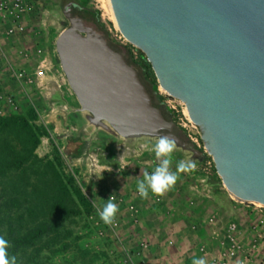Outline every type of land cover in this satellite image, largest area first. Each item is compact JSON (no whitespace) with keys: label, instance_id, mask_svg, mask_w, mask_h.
<instances>
[{"label":"rangeland","instance_id":"rangeland-1","mask_svg":"<svg viewBox=\"0 0 264 264\" xmlns=\"http://www.w3.org/2000/svg\"><path fill=\"white\" fill-rule=\"evenodd\" d=\"M75 1L89 26L101 30L84 10L98 11L108 40L119 48L128 43L118 31L108 0ZM61 25L69 22L60 0H38L25 33L4 43L10 59L25 72L24 79L16 80L0 63V120L18 119L15 125L0 128V145L6 142L25 159L11 165V155L0 149V161L11 165L0 179V218L10 220L2 235L10 239L14 226H22L19 234L26 239L34 235L35 244L22 245L24 255L18 264H193L194 259L205 264H264V207L236 201L213 161L201 162L195 154L175 148L170 170L192 160L196 170L178 173L176 184L163 195L149 192L147 198L140 197L137 181L161 163L152 150L158 140L129 143L88 126L56 53ZM154 91L176 126L183 128L173 111L180 104L159 85ZM22 121L28 125L25 130ZM183 129L204 149L199 128ZM75 138L80 141H71ZM82 142L87 144L82 156L70 158ZM54 185L66 189L61 206L72 214L64 217L59 233L34 234L43 216L35 210L42 205L36 192ZM110 196L119 211L111 224H105L97 209ZM30 205L32 219L26 214ZM20 218L22 225L17 223Z\"/></svg>","mask_w":264,"mask_h":264},{"label":"water","instance_id":"water-1","mask_svg":"<svg viewBox=\"0 0 264 264\" xmlns=\"http://www.w3.org/2000/svg\"><path fill=\"white\" fill-rule=\"evenodd\" d=\"M110 4L121 36L185 105L229 194L264 206V0ZM64 16L69 26L61 25L55 49L88 126L129 143L169 135L193 156L124 52L84 18Z\"/></svg>","mask_w":264,"mask_h":264},{"label":"trees","instance_id":"trees-1","mask_svg":"<svg viewBox=\"0 0 264 264\" xmlns=\"http://www.w3.org/2000/svg\"><path fill=\"white\" fill-rule=\"evenodd\" d=\"M80 8H81V6H80ZM82 9L83 8H81V10ZM84 11H85V13L90 15V19H92V21H94L101 28L102 31H105L104 25L101 21L100 14L98 11L87 10V9ZM119 51H122V49L120 48ZM126 55L129 56L130 60H131L128 62L130 64L134 65L136 68H139L142 71H144L145 74L147 75V77L152 81V84L154 87L158 85L157 79L154 75V72L152 70L151 65L148 63L147 59L145 58V56L141 52H139L140 58H139L138 62H136L129 54L126 53ZM154 93L157 96H159V93L157 91H154ZM159 108L162 109V111L164 112V115L167 118L173 120L171 113L169 112V110L166 108L165 105L160 106ZM16 122H18V119L16 120L14 118L8 119V120L7 119L0 120V128H1V130H5L6 128L15 125ZM22 123H23V125L21 124L22 125L21 129L22 130L27 129L28 125L26 124V121H22ZM175 133L182 140V142L187 145L188 148L192 149L195 152V156L198 157L201 162H205L208 160L212 162V158L209 157L204 152L203 148H198L196 146V144H194L190 141L188 134L186 133V131L183 128L176 126ZM71 141L78 142L80 140L75 138V139H72ZM86 145H87L86 142H82L80 147L73 154L70 155V158H72V159L80 158L86 149ZM0 149L3 152L11 155V157H10L11 158V163H10L11 165H17L18 163L21 164L25 160V159L23 160V159L19 158V155L16 153L14 148L11 147L6 142H4L0 145ZM10 164L6 161H0V179L5 177V175L7 173L6 171L11 167ZM45 176H46V174H45ZM65 191H66L65 188L60 187L58 185L57 186L54 185L52 189L49 188V190H48V189L42 188L36 192V194L38 196L37 201H38V203H40L42 205L40 207L37 206V208H35V210H41L43 213V216L41 218V223L37 224L36 227L32 230V232L34 234L38 233V234H41V236L48 237L49 235L57 234L60 232L59 229L64 224V220H65L64 217H66L68 214H72V211L68 212V209L61 206L62 205L61 201H62V198L64 197ZM31 204H32V202H31ZM33 209L34 208L31 206L26 210V214L28 217H30V219H32V217H31L32 213H34ZM23 221H24V219L20 218V220H18L17 223L22 225ZM6 222H7V224H9L10 220L6 221L3 218H0V234L1 235L3 234V228H4V224ZM11 226L13 228V225H11ZM13 229H14L13 232L15 233V236H12V238H10V239H7V238H5V239H7L10 242L9 254L11 256H15L17 258V264H18L22 255H24V253L20 251L22 245L26 244L32 248L35 246L34 242H32V238H33L32 236H34V235H31V239H26V237L24 235L19 234L23 230L22 226L17 228V225H16V226H14ZM26 230L27 229H25V231ZM16 234H18V235L16 236Z\"/></svg>","mask_w":264,"mask_h":264},{"label":"clouds","instance_id":"clouds-1","mask_svg":"<svg viewBox=\"0 0 264 264\" xmlns=\"http://www.w3.org/2000/svg\"><path fill=\"white\" fill-rule=\"evenodd\" d=\"M177 146L174 137L169 135L161 136L158 142L152 146L154 155L161 163L151 172H145L142 180L137 181V191L141 198H147L149 192L156 196L163 195L172 188L179 179L178 173H192L196 170L197 164L194 160L179 162L176 164V171L170 170L172 154ZM106 203L97 209L101 221L111 224L119 211L117 204L110 196ZM10 242L0 235V264H17V258L9 254ZM193 264H205L203 259H194Z\"/></svg>","mask_w":264,"mask_h":264},{"label":"built area","instance_id":"built-area-1","mask_svg":"<svg viewBox=\"0 0 264 264\" xmlns=\"http://www.w3.org/2000/svg\"><path fill=\"white\" fill-rule=\"evenodd\" d=\"M38 3V0H0V63L4 65L6 71L16 80L21 81L25 77V72L18 68L16 64L10 59L5 51L4 43L9 40L22 36L26 31V21L32 13L33 8ZM120 46L123 52L129 54L136 62L139 61V50L134 46ZM180 104L179 108L174 107L173 111L180 119V125L183 128L196 126L192 125L188 119L186 107L179 100L172 99ZM188 134V133H187ZM192 140V136L188 134ZM246 264H253L252 262H245Z\"/></svg>","mask_w":264,"mask_h":264},{"label":"flooded vegetation","instance_id":"flooded-vegetation-1","mask_svg":"<svg viewBox=\"0 0 264 264\" xmlns=\"http://www.w3.org/2000/svg\"><path fill=\"white\" fill-rule=\"evenodd\" d=\"M60 6H61V10H62L64 15H65V13H71L72 16L81 17L80 16L81 8H80V6L77 4V2L75 0H60ZM109 43L114 49L119 51L120 48L117 45L113 44L110 40H109ZM125 57H126V59L128 61H131L130 57L127 56L126 54H125ZM136 69L138 71V74H139V77H140L142 83L144 84V86L146 87L148 92L150 93L154 105L156 107L163 106L164 105V101L159 96H157L154 93V86L152 84V81L147 77V75L145 74L144 71H142L139 68H136Z\"/></svg>","mask_w":264,"mask_h":264},{"label":"bare ground","instance_id":"bare-ground-1","mask_svg":"<svg viewBox=\"0 0 264 264\" xmlns=\"http://www.w3.org/2000/svg\"><path fill=\"white\" fill-rule=\"evenodd\" d=\"M109 2H110V0H108ZM112 9V8H111ZM232 196V195H231ZM233 197V196H232ZM234 198V197H233ZM236 199V198H235ZM236 200H238V199H236ZM240 202H242V203H251V204H256V205H259V206H263V205H261L260 203H258V202H254V201H250V200H244V201H240ZM264 207V206H263Z\"/></svg>","mask_w":264,"mask_h":264},{"label":"crops","instance_id":"crops-1","mask_svg":"<svg viewBox=\"0 0 264 264\" xmlns=\"http://www.w3.org/2000/svg\"><path fill=\"white\" fill-rule=\"evenodd\" d=\"M0 113H3V111L1 110Z\"/></svg>","mask_w":264,"mask_h":264}]
</instances>
